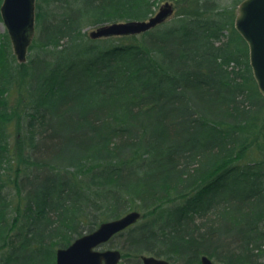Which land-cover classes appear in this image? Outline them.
<instances>
[{
  "label": "trees",
  "instance_id": "16d2710c",
  "mask_svg": "<svg viewBox=\"0 0 264 264\" xmlns=\"http://www.w3.org/2000/svg\"><path fill=\"white\" fill-rule=\"evenodd\" d=\"M158 1L36 0L24 63L2 35L0 264H55L132 209L140 219L109 240L127 264H264V97L234 14L172 0L142 34H85Z\"/></svg>",
  "mask_w": 264,
  "mask_h": 264
},
{
  "label": "water",
  "instance_id": "95a60500",
  "mask_svg": "<svg viewBox=\"0 0 264 264\" xmlns=\"http://www.w3.org/2000/svg\"><path fill=\"white\" fill-rule=\"evenodd\" d=\"M36 0H1L0 17L10 40L12 53L18 63L27 59V51L35 33ZM174 12L165 1L147 19H128L98 25L89 32L91 39L109 36L137 35L164 22ZM234 28L248 47V62L259 93L264 97V0H242L234 17ZM139 210L101 222L94 230L75 238L67 247L57 248L55 264H118L122 253L118 249H101L115 234L135 224ZM142 264H171L165 258L142 254ZM200 264H222L203 254Z\"/></svg>",
  "mask_w": 264,
  "mask_h": 264
},
{
  "label": "rangeland",
  "instance_id": "374dc122",
  "mask_svg": "<svg viewBox=\"0 0 264 264\" xmlns=\"http://www.w3.org/2000/svg\"><path fill=\"white\" fill-rule=\"evenodd\" d=\"M165 1H168V2H170L171 4H173V7H175V4H174V1H172V0H162V1H158L157 2V4H156V7H155V9H154V12L152 13V15H154L157 11H158V8H159V6L161 5V4H163ZM218 1V3L219 4H221L220 6L225 10V11H230V12H232L233 14H234V17H235V14H236V11H237V7H238V4L241 2V0H217ZM35 10H36V8H35ZM172 16V15H171ZM148 18V17H147ZM146 18V19H147ZM171 17H169L167 20H169ZM107 23H109V22H107ZM102 24V23H101ZM233 26H234V19H233ZM97 27V25H93V26H91V27H89V26H87V27H85L84 28V31H85V34L89 37V32L91 31V30H93V29H95ZM35 30H36V21H35ZM4 32H6V29H5V26H4V24L2 23V22H0V39H1V37H2V35L4 34ZM142 34V33H141ZM228 31L227 30H224L223 31V36H222V39L223 40H225L226 39V37L228 36ZM34 36H35V33H34ZM34 36H33V38H32V41H33V39H34ZM109 37H116V36H109ZM103 38H106V37H103ZM32 43V42H31ZM31 45V44H30ZM30 47V46H29ZM11 50H12V48H11ZM29 55H31V52H30V48H28V51H27V59L29 58ZM27 59H26V61H27ZM24 141V138L23 137H21V142H23ZM263 155H262V157H264V153H262ZM128 212V211H127ZM126 212H123L121 215H123V214H125ZM120 215V216H121ZM110 219H113V218H107V219H105V220H103V221H107V220H110ZM102 221V222H103ZM122 245H123V243L122 242H120L118 239H112L111 241H108L106 244H104V245H102V249H105V248H112V249H118V250H120L121 251V253H122ZM143 254H145V253H143ZM142 255V254H141ZM148 255H150V254H148ZM155 256V255H154ZM140 257V256H139ZM162 258H165V257H162ZM200 258V257H199ZM140 259V258H139ZM166 259V258H165ZM168 260V259H167ZM170 262H171V264H172V261L171 260H169ZM216 261V260H215ZM218 262V261H217ZM128 263V261L127 262H125V260L123 259V254H122V258H121V260H120V262L118 263V264H127ZM140 263H141V261H140ZM142 264V263H141Z\"/></svg>",
  "mask_w": 264,
  "mask_h": 264
}]
</instances>
